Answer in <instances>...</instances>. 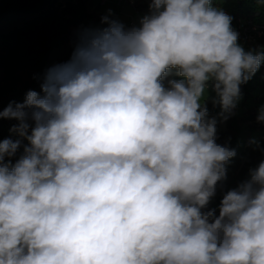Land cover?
Instances as JSON below:
<instances>
[{"label": "clouds", "instance_id": "9594fccd", "mask_svg": "<svg viewBox=\"0 0 264 264\" xmlns=\"http://www.w3.org/2000/svg\"><path fill=\"white\" fill-rule=\"evenodd\" d=\"M111 16L0 111L27 141L0 140V264H264V161L205 210L236 153L204 103L227 120L264 50L212 0Z\"/></svg>", "mask_w": 264, "mask_h": 264}, {"label": "trees", "instance_id": "16d2710c", "mask_svg": "<svg viewBox=\"0 0 264 264\" xmlns=\"http://www.w3.org/2000/svg\"><path fill=\"white\" fill-rule=\"evenodd\" d=\"M57 4L58 0H0V46L20 44L23 40L36 34L34 30L18 28V24L34 22L44 25L55 20L58 21L59 7ZM212 5L213 7H223L224 12L232 18V25L264 27V0H212ZM135 7L140 12H149V5H136ZM62 16L70 27L82 29L101 27V18L88 12L86 7L79 2L70 5L69 9L63 10ZM64 22L58 23L48 40L50 44L47 43L42 48L37 63V75L32 81L23 85L0 83V111L7 107L10 102L22 103L26 99L29 90L40 92L43 72L49 61L69 44L70 35L64 36L61 30ZM238 43L245 51L264 50L263 41L260 48H253L241 40H238ZM70 50L73 52L72 49ZM176 71L170 69L163 78L162 83L168 85L169 80L183 79V77L176 74ZM259 88L264 89V60L261 61L258 70L251 79L240 85L241 93L244 94L245 99H259V96H253V93ZM206 106L209 115H218L221 112L219 105L209 103ZM258 116L259 114L254 107H247L240 118L232 111L228 119L225 120L226 130L217 133V143L227 145L236 153L226 163V179L220 182L216 196L209 202L216 210L217 215L219 214V204L223 194L249 180L250 171L256 169L264 161V121L258 120ZM16 123L15 120L0 119V140L20 139L22 143L20 152L17 154L19 156L27 141L10 131ZM256 131L260 132V141L256 146H252L249 136Z\"/></svg>", "mask_w": 264, "mask_h": 264}, {"label": "rangeland", "instance_id": "374dc122", "mask_svg": "<svg viewBox=\"0 0 264 264\" xmlns=\"http://www.w3.org/2000/svg\"><path fill=\"white\" fill-rule=\"evenodd\" d=\"M133 1L134 3L132 4L130 0H122L121 2L120 0H106L105 4H103L102 0H58V21L55 20L54 22L45 23L44 25H39L34 22L28 24H18V28L34 30L36 34L23 40L20 44L0 46V83L23 85L32 81V79L37 75V63L42 48L45 44H50V41L48 40L52 36L54 29L58 25V23L61 21H65L64 17L62 16V11L65 9H69L70 5H75L79 2L86 7L88 12L94 13L98 18H102L104 15L108 14V10H111V18L117 19L123 22L126 27H129L132 21H135L137 25L139 19L144 16L143 13H145V15L148 14L147 12L138 11L135 6L149 5V0ZM93 5H95V8L97 9L96 11H92V9L94 8ZM215 8L224 11L223 7ZM114 15L115 17H113ZM61 30L64 36H69L70 34L78 31V28L70 27L69 24L65 21L61 26ZM236 32L238 33V39H242L244 43L252 47H259L261 42H264V39H261L259 41L254 37L242 36L243 32ZM70 49L71 48L69 44H67L64 48H62L60 52L55 54L46 66L43 72V76L48 68L69 60L72 54V51ZM165 86L167 87L168 85ZM207 92L208 96L205 98L204 103L206 105L209 103L213 104L212 98L215 96V93L212 92L211 87L207 89ZM254 93H259L262 99H245L244 94L241 93V98L236 106L237 110L235 109V111H233L238 118H240L247 109V107L243 103L244 101H248L249 103L255 102L257 104L258 112H260V110L264 108V89L259 88ZM254 93L253 96L255 97ZM209 117H215L217 119V133L226 130V121L223 119V117H221L219 114L209 115ZM259 133V131H256L254 133H251V135L249 136V140L252 146H256V137L257 135H260ZM208 209H213V207L208 204L207 209L205 210Z\"/></svg>", "mask_w": 264, "mask_h": 264}, {"label": "built area", "instance_id": "2783aa9c", "mask_svg": "<svg viewBox=\"0 0 264 264\" xmlns=\"http://www.w3.org/2000/svg\"><path fill=\"white\" fill-rule=\"evenodd\" d=\"M121 1L122 0H120V2ZM130 1H131L132 4L134 3L133 0H130ZM105 2H106V0H102V3L103 4H105ZM226 14L229 15L228 13H226ZM134 25H136V23H135V21H132L130 23L129 27H132ZM231 26H232V28H233L234 31L243 32V35L242 36L254 37L255 39H257L259 41L264 38V27L253 26V25L252 26L251 25L245 26V25H238V24H236V25H232L231 24ZM82 30H83L82 28H78V31L70 34V36H69V46H70V48L72 50H74L75 44L77 42L78 35H79V33ZM238 40L243 41L242 39H238ZM260 46H261V44H260ZM260 46L259 47H253V48H260Z\"/></svg>", "mask_w": 264, "mask_h": 264}, {"label": "crops", "instance_id": "0c3cea01", "mask_svg": "<svg viewBox=\"0 0 264 264\" xmlns=\"http://www.w3.org/2000/svg\"><path fill=\"white\" fill-rule=\"evenodd\" d=\"M93 9H92V11H96L97 9L95 8V5H93ZM144 15H145V13H143ZM113 17H115V15L113 16ZM117 17H118V15H117ZM120 17V16H119ZM135 20V19H134ZM254 95H255V97H257V96H259L260 98H261V96H260V94L258 93H254ZM262 99V98H261ZM244 103V105L246 106V107H254L255 108V110H256V112L260 115V112H258V109H257V104L255 103V102H251V103H249L248 101H244L243 102ZM236 110H237V108H235ZM235 109H233V111H235ZM247 110V109H246ZM260 134V133H259ZM255 138V137H254ZM257 140H256V142H257V144L259 143V141H260V135H257ZM256 144V145H257Z\"/></svg>", "mask_w": 264, "mask_h": 264}]
</instances>
